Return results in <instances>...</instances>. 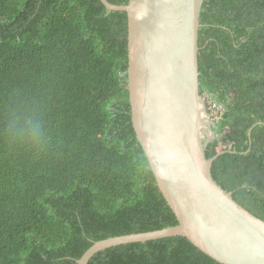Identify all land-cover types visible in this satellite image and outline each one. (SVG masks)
<instances>
[{
  "label": "trees",
  "instance_id": "16d2710c",
  "mask_svg": "<svg viewBox=\"0 0 264 264\" xmlns=\"http://www.w3.org/2000/svg\"><path fill=\"white\" fill-rule=\"evenodd\" d=\"M201 25L212 175L264 220V0H205ZM128 67L126 12L0 0V264H79L97 242L179 224L133 127ZM89 264L220 263L178 236Z\"/></svg>",
  "mask_w": 264,
  "mask_h": 264
},
{
  "label": "water",
  "instance_id": "95a60500",
  "mask_svg": "<svg viewBox=\"0 0 264 264\" xmlns=\"http://www.w3.org/2000/svg\"><path fill=\"white\" fill-rule=\"evenodd\" d=\"M100 1L128 15L125 74L132 123L179 224L97 242L78 263L89 264L99 252L121 245L184 236L220 264H264V220L213 178L214 161L224 152L212 159L206 155L207 142L216 135H209L214 124L199 81L205 0H129L121 6Z\"/></svg>",
  "mask_w": 264,
  "mask_h": 264
},
{
  "label": "rangeland",
  "instance_id": "374dc122",
  "mask_svg": "<svg viewBox=\"0 0 264 264\" xmlns=\"http://www.w3.org/2000/svg\"><path fill=\"white\" fill-rule=\"evenodd\" d=\"M204 102L206 104V109H207V112L209 113V115L211 116L210 117V120H211V127L213 126L214 124V115H217L218 113V108H216V106H214L212 103L213 102H210V103H207V101L204 99ZM214 134L213 131L210 129V132H209V135H212Z\"/></svg>",
  "mask_w": 264,
  "mask_h": 264
}]
</instances>
